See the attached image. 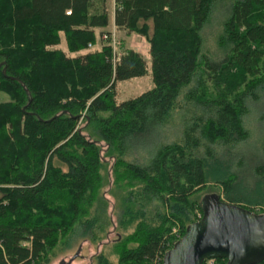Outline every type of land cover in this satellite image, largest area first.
<instances>
[{"label": "trees", "instance_id": "trees-1", "mask_svg": "<svg viewBox=\"0 0 264 264\" xmlns=\"http://www.w3.org/2000/svg\"><path fill=\"white\" fill-rule=\"evenodd\" d=\"M217 1L114 0L116 28L148 38V66L131 48L117 60L104 43L87 50L108 24L106 0H0V91L10 99L0 101V264H47L79 227L99 236L110 223L105 181L120 196L118 227H131L117 264H163L212 186L223 202L264 209V135L253 196L233 194L238 172L219 159L247 140L243 117L264 95V0L221 7L216 55L204 31ZM61 37L69 52L87 51L67 55L55 48ZM149 69L153 86L118 101L117 83ZM172 123L179 135L161 143ZM147 139L149 160H130Z\"/></svg>", "mask_w": 264, "mask_h": 264}, {"label": "rangeland", "instance_id": "rangeland-1", "mask_svg": "<svg viewBox=\"0 0 264 264\" xmlns=\"http://www.w3.org/2000/svg\"><path fill=\"white\" fill-rule=\"evenodd\" d=\"M108 11L111 15L113 8L115 7L114 0H106ZM228 0H222L221 2H216L215 10L210 17V24L205 27L204 37H205V47L211 48V50L216 53L215 39L213 35H210L211 32L215 33L216 29L225 16L226 5ZM221 3V5H220ZM224 6L225 8L221 7ZM216 11V12H215ZM111 19V16H110ZM109 19V22L106 27L102 29H96V41L91 43V46H87V50L99 49L103 44L100 42L99 37L102 32H112L115 31L116 38L119 42L117 45V52L122 53L126 48H131L139 52L143 58L146 60L148 66L150 65V55H149V41L148 38L137 32H127L123 29H115L112 24V21ZM149 26V34L152 32L151 20L147 21ZM55 48H59L66 52L67 55H70L64 38L61 37V41ZM82 50V52L87 51ZM153 86L151 79L150 69L148 73L142 77L132 78L117 83V100L123 101L132 97H135L142 92L150 89ZM2 92V91H1ZM8 96V95H7ZM264 96V95H263ZM256 103H251L249 105V113L243 117V122L246 129L249 132V136L246 141L240 144L235 150L221 152L219 159L222 161V171L224 166L231 164V169L236 170L239 175V180L237 186L233 190L234 195L241 197H248V195L253 196L254 193L251 191V188H256L258 185L257 181L254 178L253 166L260 164L262 162L260 153L258 151V145L260 140L264 135V97ZM8 100L9 97H8ZM178 121V120H177ZM159 141L161 143H166L173 141L179 135L178 126L169 124L168 127L164 130L159 131ZM156 141V138L153 141ZM149 144L148 139L145 143L141 144L138 148L131 151L128 158L132 161L139 163H146L152 152L148 153V149L143 148L147 147ZM241 160V165L239 164ZM240 165V166H239ZM239 166V167H238ZM63 169H65L63 167ZM214 169V166H213ZM215 172V171H214ZM215 174H217L215 172ZM105 181L104 186L102 187L103 197L106 199V205L104 207L103 216H109L110 223L106 224L105 231L99 233V236L96 238H91L89 232H84L81 227L77 228L76 232L72 235L67 244H59L51 252L50 259L47 264H99L100 254L107 256L111 264H117L118 260V250L119 242L125 233L131 230V227L124 231L118 227V218L120 216V196L115 192L110 191V181L108 184ZM207 192H214L217 195L221 196V191L219 186H212ZM207 195V194H206ZM214 195V194H213ZM205 196V195H204ZM203 196V197H204ZM202 205V203H201ZM256 213H264V209L258 208L255 211ZM197 218H200L199 212H195ZM133 244L132 242H127V245ZM217 264L214 260V264Z\"/></svg>", "mask_w": 264, "mask_h": 264}, {"label": "water", "instance_id": "water-1", "mask_svg": "<svg viewBox=\"0 0 264 264\" xmlns=\"http://www.w3.org/2000/svg\"><path fill=\"white\" fill-rule=\"evenodd\" d=\"M203 215L190 222L163 255V264H203L222 257L226 264L264 259V213L223 202L216 194L202 198Z\"/></svg>", "mask_w": 264, "mask_h": 264}, {"label": "built area", "instance_id": "built-area-1", "mask_svg": "<svg viewBox=\"0 0 264 264\" xmlns=\"http://www.w3.org/2000/svg\"><path fill=\"white\" fill-rule=\"evenodd\" d=\"M67 13H69V11ZM100 40L103 41L104 44L109 45L112 48L114 60H117L120 56V53L117 52V45L119 44V42L116 38L115 31H112L109 33L104 32L103 34H101ZM88 45L91 46V43H89ZM172 231L175 232L176 227H173ZM204 263L205 264H214V258L213 257L206 258V259H204Z\"/></svg>", "mask_w": 264, "mask_h": 264}, {"label": "crops", "instance_id": "crops-1", "mask_svg": "<svg viewBox=\"0 0 264 264\" xmlns=\"http://www.w3.org/2000/svg\"><path fill=\"white\" fill-rule=\"evenodd\" d=\"M110 16H111V19H110ZM109 19L112 21L113 26H114L115 29L117 30V28H116V26H115V24H114V8H113V11L111 12V15H110V13H109ZM108 22H109V20H108ZM97 29H102V28H97ZM102 33H103V32H102ZM99 39H100V37H99ZM100 42L103 44V41L100 40ZM80 53H84V52L80 51V52H77V53H70V55L74 56V55H77V54H80ZM135 78H137V77H135ZM0 101H1V102H6V101H8V96H7V94L4 93V92H1V91H0Z\"/></svg>", "mask_w": 264, "mask_h": 264}]
</instances>
